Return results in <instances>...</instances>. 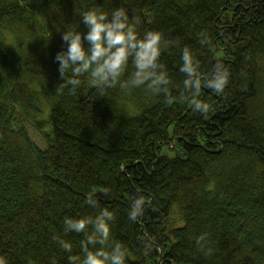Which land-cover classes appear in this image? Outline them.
<instances>
[{
  "label": "trees",
  "instance_id": "trees-1",
  "mask_svg": "<svg viewBox=\"0 0 264 264\" xmlns=\"http://www.w3.org/2000/svg\"><path fill=\"white\" fill-rule=\"evenodd\" d=\"M118 7L140 17L141 33L164 34L173 95L185 45L202 73L229 69L224 92L201 91L207 114L142 90L99 97L87 80L56 94L62 31L86 33L82 12ZM93 186L110 189L99 208L115 213L126 264H264V0H0V254L69 264L54 237L80 253L83 234L65 235L63 221L98 213L84 203Z\"/></svg>",
  "mask_w": 264,
  "mask_h": 264
},
{
  "label": "clouds",
  "instance_id": "clouds-1",
  "mask_svg": "<svg viewBox=\"0 0 264 264\" xmlns=\"http://www.w3.org/2000/svg\"><path fill=\"white\" fill-rule=\"evenodd\" d=\"M80 17L87 28L86 33L68 28L62 31L66 49L57 52L55 61L63 83L58 85L56 94L67 90L69 95H75L87 80L99 97H108L117 89L126 97L135 90H142L147 96H162L168 105L187 103L194 112L207 114L211 106L200 98L202 89L222 93L229 84L230 71L224 64L217 62L210 73L204 74L193 49L185 45L180 48L179 71L184 74L182 88L178 95H173L172 88L176 85L160 59L169 45L162 32L146 30L141 33L140 17H130L124 7L115 8L110 13L101 8H90ZM200 44L211 46L206 33H201ZM98 191L107 195L110 189L93 186L84 203L99 208ZM145 206L144 196L132 198L128 218L136 221L144 214ZM114 221L115 213L106 207L99 208L94 216L65 217V235L72 232L83 234L79 254H72V241L62 237L54 239L69 254V264H126L128 249L112 237ZM196 242L204 249L206 234L199 236ZM211 251V248L207 249L208 254ZM0 264H9L6 255L0 254Z\"/></svg>",
  "mask_w": 264,
  "mask_h": 264
},
{
  "label": "rangeland",
  "instance_id": "rangeland-1",
  "mask_svg": "<svg viewBox=\"0 0 264 264\" xmlns=\"http://www.w3.org/2000/svg\"><path fill=\"white\" fill-rule=\"evenodd\" d=\"M32 137L40 146H43V143H41L42 139L38 134H32Z\"/></svg>",
  "mask_w": 264,
  "mask_h": 264
}]
</instances>
